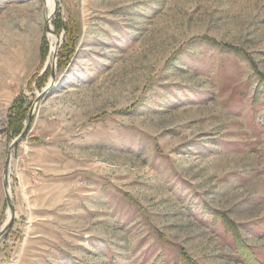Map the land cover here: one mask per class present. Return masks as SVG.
<instances>
[{
  "label": "rangeland",
  "instance_id": "obj_1",
  "mask_svg": "<svg viewBox=\"0 0 264 264\" xmlns=\"http://www.w3.org/2000/svg\"><path fill=\"white\" fill-rule=\"evenodd\" d=\"M56 3L0 0V264H264V0Z\"/></svg>",
  "mask_w": 264,
  "mask_h": 264
},
{
  "label": "trees",
  "instance_id": "obj_2",
  "mask_svg": "<svg viewBox=\"0 0 264 264\" xmlns=\"http://www.w3.org/2000/svg\"><path fill=\"white\" fill-rule=\"evenodd\" d=\"M55 26L57 29L61 30L64 24L61 21V24L56 23ZM199 41L201 42L207 41V43H214L216 45H220L213 40H208V39L204 40L203 38L199 39ZM231 49H234V48H231ZM40 51H41L42 57H45L48 54V46L47 45L45 46V44L41 45ZM26 106L27 105L22 103L21 99L18 97L14 100V105L9 110L8 125L13 135H17L21 133L22 131V128L24 126L23 121L26 118L25 113H27ZM217 217L221 218L222 222L224 223L223 224L224 228L226 229L228 233L232 235L234 239L233 246L235 248L236 255L238 259L240 260V262H243L245 264H262L259 258L256 256L255 251H253V248H251V246H249L243 240L241 233L238 230L237 226L223 214H220ZM182 257L186 264H200L196 262L195 260H193L192 258H190L185 253L184 250L182 252Z\"/></svg>",
  "mask_w": 264,
  "mask_h": 264
},
{
  "label": "water",
  "instance_id": "obj_3",
  "mask_svg": "<svg viewBox=\"0 0 264 264\" xmlns=\"http://www.w3.org/2000/svg\"><path fill=\"white\" fill-rule=\"evenodd\" d=\"M56 10H57V3H56V5H55V7H54V12H56ZM55 55H56V52H55ZM54 78H55V73L53 72V73H52V82H50L49 87H47V88H45V89L43 90V92L40 94V96H39L38 99H41V97H43V96L46 95V93L48 92V89H49V88L52 86V84H53V80H54ZM31 113H32V109H31ZM30 120H31V114H30V116H28V119H27V121H26V124H25V128H24V130H23L22 133H21V134H20V135H19V136L13 141V144H12V145L17 144L18 141H20V139H21L24 135H26L27 128H28L27 126H29ZM8 163H9V160H8ZM4 180H5L6 194H7L8 199H10L9 192H8V189H7V183H8V167H7L6 170H5ZM14 216H15V211H14V209H12V218L10 219V221L8 222V224H7V226L4 228V230H3L2 232H0V235H1V236L6 235V234L9 232V230L11 229L12 224H13V217H14Z\"/></svg>",
  "mask_w": 264,
  "mask_h": 264
},
{
  "label": "bare ground",
  "instance_id": "obj_4",
  "mask_svg": "<svg viewBox=\"0 0 264 264\" xmlns=\"http://www.w3.org/2000/svg\"><path fill=\"white\" fill-rule=\"evenodd\" d=\"M45 1H46V6L48 8L47 18L50 20L53 17L54 7L56 5V0H45ZM50 50H51L50 51L51 53L56 52V50H55V40H53V42H52V48Z\"/></svg>",
  "mask_w": 264,
  "mask_h": 264
}]
</instances>
